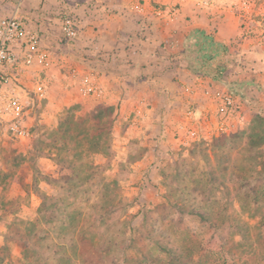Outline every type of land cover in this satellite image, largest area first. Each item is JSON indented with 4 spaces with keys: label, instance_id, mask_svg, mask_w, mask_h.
I'll return each instance as SVG.
<instances>
[{
    "label": "rangeland",
    "instance_id": "obj_1",
    "mask_svg": "<svg viewBox=\"0 0 264 264\" xmlns=\"http://www.w3.org/2000/svg\"><path fill=\"white\" fill-rule=\"evenodd\" d=\"M237 2L227 0L232 10ZM19 98L28 140L10 139L0 122V207L7 203L0 215V264H152L143 258L163 260L162 248L179 254L187 233L197 237L187 242L193 250L201 241L203 249L213 248L224 259L238 254L254 264L251 252L231 248L241 238L227 224L211 229L188 213L192 208L211 213L212 205L225 208L230 220L238 217L250 225L260 250V212L238 200L234 191L239 175L264 172V142L254 146L256 138L248 139L253 120L264 114L248 117L236 133H213L207 141L186 145L175 137L179 102L162 117L174 121L168 136L162 122L154 127L158 123L147 121L143 111L125 117L111 102L72 97L63 103L49 91L38 100L30 90L26 99ZM98 106L113 108L108 149L87 154V146L75 149L72 142L60 140L61 118L74 113L83 120ZM136 106L145 105L138 99ZM29 222H38L32 240L25 236ZM27 242L33 254L21 250Z\"/></svg>",
    "mask_w": 264,
    "mask_h": 264
},
{
    "label": "crops",
    "instance_id": "obj_2",
    "mask_svg": "<svg viewBox=\"0 0 264 264\" xmlns=\"http://www.w3.org/2000/svg\"><path fill=\"white\" fill-rule=\"evenodd\" d=\"M62 9L78 23V38L71 43L61 36ZM3 17L21 20L51 53V66L44 70L24 60L21 45L14 47L19 85L13 82L8 90L23 99L43 81L58 101L111 102L125 117L143 111L147 121L158 123L154 127L165 124L168 135L174 121L162 117L171 99L183 105L186 97H178L179 87L202 81L238 92L247 117L264 114V47L241 39L239 18L227 0H209L202 7L184 3L170 24L133 13L126 0H0ZM69 68L91 73L105 96L81 98L67 76ZM138 99L145 106H136Z\"/></svg>",
    "mask_w": 264,
    "mask_h": 264
},
{
    "label": "built area",
    "instance_id": "obj_3",
    "mask_svg": "<svg viewBox=\"0 0 264 264\" xmlns=\"http://www.w3.org/2000/svg\"><path fill=\"white\" fill-rule=\"evenodd\" d=\"M129 9L138 15L149 13L153 18L165 24L173 23L180 14L184 3L197 6H207L209 0H126ZM234 13L239 18V36L241 39L256 40L264 47V0H238L234 4ZM60 32L67 42H74L79 35L76 19L67 11L59 12ZM22 46V55L26 62H32L44 70L50 68L52 59L47 49L40 47V38L24 27L16 17L0 18V122L6 124L10 139L21 142L27 141L29 132L24 124V110L20 98L8 87L16 80L18 58L14 47ZM67 76L81 98L101 100L105 90L98 85L95 77L89 72L69 68ZM47 85L38 81L33 86V93L38 100L47 95ZM178 97L186 99L176 101L171 99V106L180 103V121L177 125L179 132L175 137L183 144L200 140H209L213 133L230 134L243 129L249 122L240 104L237 92L226 87L205 84L202 81L193 86L182 85L178 89ZM138 113V112H137ZM140 113V112H139ZM160 137H163L160 135Z\"/></svg>",
    "mask_w": 264,
    "mask_h": 264
},
{
    "label": "trees",
    "instance_id": "obj_4",
    "mask_svg": "<svg viewBox=\"0 0 264 264\" xmlns=\"http://www.w3.org/2000/svg\"><path fill=\"white\" fill-rule=\"evenodd\" d=\"M112 112V107L98 106L93 111H91L89 115H87L83 120H79L77 117H75L74 113L67 114L59 121L56 133H59L60 140L63 139V141H65V144L68 142H72L74 145L73 148L75 149H81L87 146V154L104 152L106 149H108L106 143L108 130L112 122ZM252 123L253 125H251L249 130V134L252 135H249L248 139L251 141L255 137L256 143H253V145L258 146L264 142V119L257 117L253 120ZM249 146L251 147L252 145L249 144ZM247 172L249 174L239 175L237 177L238 180H240V183L238 184V187L235 188L234 192L236 193L238 200L242 201L248 206H253V209L256 212H260L261 217L258 229L261 230V232L259 231L260 233L256 237V240L259 243L260 247L259 251H257L258 245L255 246V241L252 239V228L250 227V225H248L247 222L242 221L238 217H234L232 220H230V216L225 214V208H222L221 211H219L218 207H215L214 209V206L212 205L211 209L213 211H211V213H206L197 208H192L190 209L188 215L190 217L199 219L201 223L209 224V227L211 229H219L221 227L223 228L227 224L228 227L230 229H233L236 232V235L241 238V241L231 246V248L234 249V251L236 250L237 253H241L242 250L244 254L251 252L252 255H254L253 258H251L254 261V264H264V172L257 171L256 169H253L251 172ZM6 204V202L2 203V206L0 207V215L2 214V210L5 211ZM37 223L29 222L27 224L26 228L28 232L25 235L26 238L28 237L27 239L32 240V238L35 236L34 233L36 232ZM18 233L20 234V232ZM185 236V238L183 237V240H185V242L182 243L183 249H181V252L179 254L172 251L171 249L162 248L161 255L164 256L163 260L150 255L144 257L143 261H149L152 264H183L182 260H189L191 264H210V259H214L211 264L246 263L245 259L241 258L238 254H234L230 259H224L220 255V253L213 250V248L203 249L201 241L197 243V246L195 247L196 250H193L194 248L191 249L187 242L188 240L197 239V237L194 234L190 233H187V235ZM31 248L33 247L28 242L21 246V250L25 255H28L29 253L33 254L35 252L30 251ZM82 252H85L84 247L81 249V253ZM194 254L197 255V258H194ZM255 254L259 255L255 258ZM194 259L197 260L195 261ZM64 260L70 261L71 258L70 256H65Z\"/></svg>",
    "mask_w": 264,
    "mask_h": 264
}]
</instances>
